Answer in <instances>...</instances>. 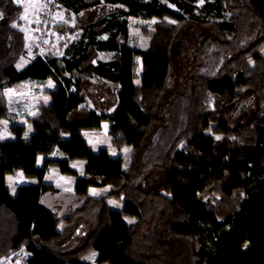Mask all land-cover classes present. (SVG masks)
<instances>
[{
    "label": "trees",
    "instance_id": "16d2710c",
    "mask_svg": "<svg viewBox=\"0 0 264 264\" xmlns=\"http://www.w3.org/2000/svg\"><path fill=\"white\" fill-rule=\"evenodd\" d=\"M56 3L75 17L104 12L79 23L60 55L34 52L17 68L25 54L24 35L13 26L21 7L0 0V120L8 117L6 88L28 80L54 83L43 93L49 104L28 119L40 144L14 123L11 138L0 141V259L23 246L25 264H91L82 260L91 251L95 264H264V0ZM128 18L157 20L145 49L129 45ZM188 23L212 31V48L197 56L187 88L174 94L159 119L171 43ZM101 52L110 59L99 60ZM93 78L117 87L113 101L86 106L82 86ZM249 99L250 119L231 129V108ZM101 122L109 124L112 146L131 149L126 167L121 156L104 148L94 152L85 141L83 132L99 131ZM153 127L155 138L142 154ZM73 160L84 162L73 186L82 202L58 218L42 203L55 191L43 177L48 168ZM151 170L158 177L145 188L140 181ZM16 174L36 183L16 187L12 195L5 177ZM104 187L106 194L88 195L89 188Z\"/></svg>",
    "mask_w": 264,
    "mask_h": 264
},
{
    "label": "rangeland",
    "instance_id": "374dc122",
    "mask_svg": "<svg viewBox=\"0 0 264 264\" xmlns=\"http://www.w3.org/2000/svg\"><path fill=\"white\" fill-rule=\"evenodd\" d=\"M47 1H52L51 3ZM18 5L21 7V12L13 26L20 30L25 39V54L20 57L16 67L21 68L24 66L34 55H60L65 46V43L70 41L76 32L79 23L95 19L98 15L104 12L101 9H93L87 12H82L78 16H73L60 8L56 0H18ZM165 23L175 24L170 19H164ZM156 19L143 20L140 18H130L128 21V43L132 47L138 49H145L153 31V23ZM212 31L209 28H202L195 24L188 23L176 35L171 43L170 57L171 67L169 76L162 92V97L157 104L156 115L159 119L164 118V113L167 104L174 94L179 89L187 88V73L193 66L197 56L204 52L206 49H211L213 42L210 40ZM210 46V47H209ZM137 72L140 70V60L137 62ZM54 87L52 80L44 82L25 81L18 87L6 88L3 91V96L6 102L8 117L0 120V141L7 138L10 134L9 128L12 123L20 125L27 123L28 119L37 114V108L40 104L45 105L47 96L44 91ZM83 93L86 98V106L90 107L95 104L97 100L108 99L114 100L117 87L106 82L89 79L83 83ZM254 111V101L249 99L242 102L238 106L231 108V129H236L245 124L251 117ZM214 138L219 137L218 134L212 133L210 129L206 130ZM157 133V127H153L149 136L142 145L140 153H145ZM96 137L92 144L99 147H106L109 154L114 156H121L124 166L126 167L133 158L131 149L128 147L117 148L110 144V139L105 133L98 132L94 134ZM88 140L89 136L86 137ZM138 153V154H140ZM70 169L76 170V175L71 176L68 170H64L62 175L54 170L48 172L46 181L55 187V191L45 194L43 203L50 207L55 215L60 218L65 214L71 213L78 209L82 200L69 192V189L74 183V180L81 176L82 167L80 162L69 164ZM20 176L16 174L12 177ZM158 174L151 170L145 173L141 178V185L151 187L157 180ZM19 182V180H17ZM58 188V189H56ZM109 188H92L89 190V196L98 198L108 192ZM108 205L114 210H121L120 203L109 200ZM126 223H131L132 220L124 218ZM14 253V252H13ZM13 253L9 259H5L0 264H25L22 259L18 261ZM93 251L88 252L82 256V260L95 264L96 253ZM13 258L14 261L10 260Z\"/></svg>",
    "mask_w": 264,
    "mask_h": 264
},
{
    "label": "crops",
    "instance_id": "0c3cea01",
    "mask_svg": "<svg viewBox=\"0 0 264 264\" xmlns=\"http://www.w3.org/2000/svg\"><path fill=\"white\" fill-rule=\"evenodd\" d=\"M57 5H58V4H57ZM129 19H130V18H128V21H129ZM110 57H111V55H110L109 53L101 52V53H98V54H97V58H98L99 60H103V61H106V60L110 59ZM138 60H140V67H141V59H140V58H136V64H137ZM136 68H137V67H136ZM135 74H136V76H135V79L133 80V84L137 86V85L140 84V81H139L140 70L137 72V69H136ZM93 79H96V78H93ZM97 80H98V79H97ZM100 81H102V80H100ZM103 82H105V81H103ZM106 83H107V82H106ZM108 84H109V83H108ZM53 88H54V87H53ZM53 88L48 89V90H52ZM47 97H48V96H47ZM49 102H50V99H49V97H48V98H47V101H46V103H45V105H48ZM108 125H109V124H108L107 122H101L99 131H96V132H94V131H85V132H83L84 139H85V141L87 142L89 148H90L92 151L96 152L97 150L104 148V147H99V146H97L96 144H92V143H90V141H93V140H94V138L96 137L94 134H97L98 132H101V133L103 132V133L106 134V136H108V134H107V131H108ZM21 126L24 127V135H25L26 137H30V138H32L36 143L40 144V142H41L40 138L31 136V131H32V130H31V126H29L27 123L21 124ZM88 136H89V139H90V140H88V139L86 138V137H88ZM9 138H11V135H9V136H8L7 138H5V139H9ZM108 138L110 139V144H111V138H110L109 136H108ZM104 149H106V150L108 151V153H110L109 150H108V148L105 147ZM109 155H110V154H109ZM110 156H111V155H110ZM117 156H119V155H117ZM114 157H115V156H114ZM42 159H43V156H39V157L37 158V165H38V166L41 165V161H42ZM74 162H80L81 167H82V172H83V165H84V162H83L82 160H73V161H70V162H66V163H64L60 168H54V167H50V168H48V169L46 170V173H45L44 177H43V183H45V184H49V183H47V181H46L45 179H46V176H47L48 172L51 171V170H54L55 172H57V173L60 174V175H62V174L64 173V170H68V171L71 173V176L76 175V174H75V173H76V170H75V169H70V167H68L69 164H72V163H74ZM81 175H82V173H81ZM79 177H80V176H79ZM9 178H11V179H9ZM17 180H19V182H17ZM74 181H75V180H74ZM35 183H36L35 179H25V178H23L21 175L15 177V178L12 177V176H10V175H7V176L5 177V184H6V187L8 188L10 194H12V195L15 193V189H16V187H18V186H20V185H22V184H35ZM50 185H52V184H50ZM52 186H53V185H52ZM73 186H74V183H73V185L71 186V188L69 189V192H71L72 194H73ZM54 188H55V187H54ZM56 189H58V188H56ZM90 189H92V188H89V190H90ZM89 190H88V192H89ZM88 194H89V193H88ZM43 197H44V195L42 196V199H41V200H43ZM42 203H43V201H42ZM43 205L50 209V207L47 206L46 204L43 203ZM8 264H13V263H9V262H8Z\"/></svg>",
    "mask_w": 264,
    "mask_h": 264
},
{
    "label": "built area",
    "instance_id": "2783aa9c",
    "mask_svg": "<svg viewBox=\"0 0 264 264\" xmlns=\"http://www.w3.org/2000/svg\"><path fill=\"white\" fill-rule=\"evenodd\" d=\"M16 4H18V0H13ZM55 1V0H54ZM49 3H51L52 1H47ZM14 257L16 258V260L18 261L19 259H22L24 261V263H26L28 257H29V253L26 251L25 247H20L18 250L14 251L13 253ZM5 259H0V261L2 262Z\"/></svg>",
    "mask_w": 264,
    "mask_h": 264
},
{
    "label": "snow or ice",
    "instance_id": "6c2138e0",
    "mask_svg": "<svg viewBox=\"0 0 264 264\" xmlns=\"http://www.w3.org/2000/svg\"><path fill=\"white\" fill-rule=\"evenodd\" d=\"M0 138H2V137H0ZM217 139H219V137H217ZM9 179H11V178H9ZM93 255H95V253H93Z\"/></svg>",
    "mask_w": 264,
    "mask_h": 264
}]
</instances>
